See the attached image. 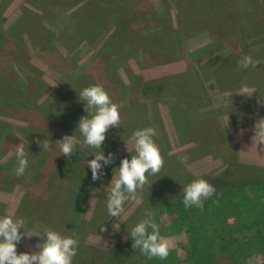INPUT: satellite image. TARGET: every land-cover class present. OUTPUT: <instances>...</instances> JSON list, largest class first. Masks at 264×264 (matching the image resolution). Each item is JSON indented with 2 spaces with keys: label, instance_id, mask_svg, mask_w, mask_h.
Segmentation results:
<instances>
[{
  "label": "rangeland",
  "instance_id": "374dc122",
  "mask_svg": "<svg viewBox=\"0 0 264 264\" xmlns=\"http://www.w3.org/2000/svg\"><path fill=\"white\" fill-rule=\"evenodd\" d=\"M201 1L0 0V217L26 221L18 254L39 251L46 235L33 225L42 221L78 239L73 264H150L154 257L133 248L130 236L146 209L158 224L161 199L183 200L187 183L199 178L211 183L228 170L234 172L231 184L264 182V140L255 129L264 119V0H217L218 15ZM245 55L257 66L239 67ZM230 61L233 71L227 69ZM176 78L181 101L192 100L184 108L178 99L180 109H170L174 91L163 96L165 108L163 97L141 99L144 86ZM97 84L121 117L102 149L86 146L77 131L88 114L76 113L79 102L85 107L79 94ZM63 86L73 93L61 96ZM245 86L250 96L238 93ZM61 111L75 113L72 126L57 118ZM144 128L154 129L164 165L158 174H146L140 200L126 202L118 221L106 207L110 184L122 159L136 154L132 136ZM65 135L77 141L70 157L55 143ZM37 139L49 147L42 149ZM21 143L28 165L17 176L15 149ZM101 150L115 159L94 181L88 154ZM181 156L189 158L188 167ZM225 188L214 196L226 195ZM169 241L174 247L176 240Z\"/></svg>",
  "mask_w": 264,
  "mask_h": 264
},
{
  "label": "clouds",
  "instance_id": "9594fccd",
  "mask_svg": "<svg viewBox=\"0 0 264 264\" xmlns=\"http://www.w3.org/2000/svg\"><path fill=\"white\" fill-rule=\"evenodd\" d=\"M249 66L256 67L257 62L251 56L245 55L241 58L239 67L247 69ZM238 93L249 95V89L246 86L242 87ZM79 97L85 102L88 114L79 120L77 129L86 146L102 149L108 130L120 125L118 105L111 100L104 87L98 84L84 88ZM255 129L256 135L264 140V119L258 121ZM154 135L155 131L152 128L135 131L132 140L136 154L132 155L131 159H122L117 174L113 175L106 207L109 215L118 221L124 213L125 203L138 202L139 193L143 192L144 186L148 183V175L158 174L164 165L160 148L153 140ZM36 142L42 149L49 147L46 140L37 139ZM55 143L62 155L70 157L77 141L74 135H65ZM15 155L18 161L16 175L21 176L28 165L23 143L16 146ZM94 157L88 160L87 165L95 181L104 175L102 171L104 167L114 162L115 154L105 155L101 150ZM188 159L187 156H181L180 162L188 167ZM183 193L185 208L195 206L203 209L204 201L216 194V188L206 179L199 178L184 186ZM25 229L26 221L23 218H14L11 215L0 217V264H73V258L77 255L78 239L62 235L55 230L46 232L44 242L37 245L39 251L18 254L17 245L24 235H27ZM103 230L106 231V228ZM130 236L133 248L140 249L149 258L165 259L172 247L169 239L161 237L154 212L150 209L145 210L144 218L132 228Z\"/></svg>",
  "mask_w": 264,
  "mask_h": 264
},
{
  "label": "trees",
  "instance_id": "16d2710c",
  "mask_svg": "<svg viewBox=\"0 0 264 264\" xmlns=\"http://www.w3.org/2000/svg\"><path fill=\"white\" fill-rule=\"evenodd\" d=\"M218 2L217 0H202L199 5L210 6L209 9L215 10L216 15H218L221 12L218 7ZM214 5L217 7L213 8ZM192 12V10H189V14L194 15ZM119 17L121 16L114 19L118 20ZM118 24L119 22L116 24V27H118ZM222 27L226 28L227 25H223ZM66 32L69 34V30H66ZM118 37H115V39H118ZM233 63L232 61L227 63L228 70L233 71L232 67H228L236 65ZM224 72L231 74L227 70ZM105 73L100 72L99 76H104ZM242 73L246 74L247 72ZM178 79L163 80L154 85L144 86L140 94L141 99H144V101H158L164 95H167L165 93H168V91L171 93L174 91L176 94L174 98L177 97V99L171 105L170 109L176 106L180 109L177 105L178 99L180 100L179 105L181 108H184V105L190 103L192 100H189L188 97V99L184 98L181 101L179 95L183 92L179 93L178 87L180 86V82ZM181 84L184 85L183 83ZM62 88L64 89L65 86ZM186 89L187 87L184 85V90ZM65 92H62L61 96L64 95V97H67L73 93L66 88ZM76 100L78 101V98ZM168 100L170 99L168 98ZM167 103L164 101L162 106L165 108ZM77 110L78 117L87 113L86 108L83 107V103L81 102L78 103ZM58 116L60 117L57 118H61L62 122H65L67 126H72L76 120L75 113L61 111ZM66 116H69L71 119L65 118ZM158 124H160V121ZM194 131L192 129L191 139L196 138ZM188 136H190V132ZM155 137L154 135L153 139ZM218 141L219 144H224L223 139ZM160 151L161 153L163 152L162 150ZM94 155V152L88 154L92 159L95 158ZM47 163H49V160H47ZM57 168V170L61 171L60 165ZM62 170H65L64 166ZM224 174L219 175L211 184L216 188V191L221 187H226L225 189L229 187V191L224 196H213L208 199L203 209L195 206L185 208L183 200L181 199L174 201H162L163 199H161L158 202L156 216L157 220H159L160 235L169 240L174 239L176 243L171 248L167 258L160 259L159 257H154L150 264H241L248 259H254L258 263L264 264V182L231 184L228 176H231L232 179L234 172L228 170ZM30 177L31 179L34 178L32 174ZM177 178L179 176H175L172 179ZM225 178L228 179V182H223ZM184 179L187 181L186 177ZM167 187L168 185L165 186V188ZM172 190L173 188L170 191ZM33 226L35 230L45 235L46 230H54L53 228H48L47 223H43L42 221L35 222ZM179 254L183 255V258Z\"/></svg>",
  "mask_w": 264,
  "mask_h": 264
}]
</instances>
